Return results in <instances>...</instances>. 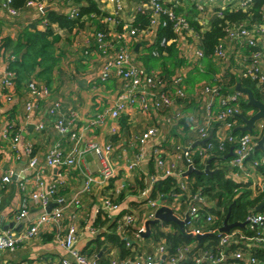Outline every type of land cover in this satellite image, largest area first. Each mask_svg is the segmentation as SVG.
Masks as SVG:
<instances>
[{"label": "built area", "instance_id": "1", "mask_svg": "<svg viewBox=\"0 0 264 264\" xmlns=\"http://www.w3.org/2000/svg\"><path fill=\"white\" fill-rule=\"evenodd\" d=\"M99 3L110 5L113 8L114 19L119 18L125 9V2L127 1L134 7V11L145 13L151 12V21L149 28L145 31H137L131 28L127 23L124 24L123 33L115 34V43H112L102 31H97L94 34L93 47L103 57V64L97 76L101 81H107L111 77H116L120 80L122 88L117 93L113 103L108 107L94 110L92 116L88 120L89 127H96L106 122L113 123L109 127L110 135L118 132V120L121 115L127 114L135 107L144 113L151 111H162L173 107L175 102L184 98V82L185 76L182 73L175 74L172 77H165L163 74L154 70L145 69L141 66H135L130 63V52L122 46V42L130 37H135L139 34L151 32L152 36L155 34L159 22V14L166 15L172 23V31L176 36L175 40L165 41L161 40L160 45H169L172 42H179L180 37L193 36L198 41L197 34L194 33L186 19V12L190 7H194L197 16L196 21L201 25H207L211 13L215 12L218 8L216 15L222 17V11L226 7L232 10L246 11L251 6V0H96ZM185 2L188 3L186 8ZM44 0L30 1L27 7H36L41 9ZM171 6V7H170ZM182 7V13H176L174 8ZM1 9L6 13L9 18H17L20 12L11 6V0H4L1 3ZM68 14L71 18L77 15L76 9H70ZM264 20V13L262 16ZM113 21V24H115ZM45 25V21L41 26ZM165 25L162 22V26ZM225 37L220 39L214 48L213 57L218 61H223L226 58V45H239L245 49L243 59V69L241 71V78L250 79L261 87L264 93V22L252 23L250 27L244 25L230 26L225 29ZM198 46V43H197ZM255 50L249 52V49ZM193 58L199 60L202 57L201 51L196 47L193 49ZM152 56L159 57L156 51L152 52ZM14 60V56L9 51L4 49L0 40V99L3 98L7 102L11 100L12 95L10 89L13 88L16 76L14 72L7 69V64ZM29 93V100L25 103V111L28 115L35 111L37 108V101L41 98H47L50 95V90L34 80H29L26 84ZM220 91L215 85H204L201 88V94L206 98L204 113L201 124L197 127L196 132L199 140L206 139L212 133L211 139L214 137L216 145L208 143L204 148L198 147L193 151V148H180L177 158L183 161L188 169L190 164L195 169L194 157L198 156L201 165L209 152L216 146L220 151L224 150L225 144L232 147V155L229 157L227 166L230 169L229 177L237 183L247 185L250 191V197L255 199L260 197L264 192V174L260 170L264 168V144L259 151H255L257 142L262 137L264 132V123L256 122L251 132H244L236 135V129L240 124V115L250 114L248 111H243L240 104L247 103L246 96L235 91L226 96H220ZM264 96V94H263ZM213 98H218V106L214 108L212 102ZM48 115L53 120L52 129L60 137H69L71 140L77 142L78 136L75 132H71V124L73 120L67 119L62 112V104L60 101L52 102L48 109ZM180 112H173L170 116L165 118L166 125H171L180 120ZM44 129L43 122L36 125V130L41 131ZM3 137H8L9 133L6 128L3 130ZM158 135V130L155 127L147 128L134 136L136 143L141 147L145 146L151 140L155 139ZM13 145L19 141V134L16 133L13 138ZM88 149L96 155L102 163L100 171L96 175L86 177L83 189L79 195H85L90 191L92 183L95 178L101 181H109L113 176V169L110 163V154L112 146L110 144L99 145L95 142L88 144ZM229 152V150H228ZM32 146L26 145L24 147V154L28 158L27 166L29 170H36L39 161L32 155ZM143 151L140 150L134 159L127 164V170L132 171L137 168L143 158ZM260 155V158H258ZM151 158V157H150ZM150 158H147L148 161ZM155 172L149 176L148 185L136 195V199L140 202L143 201V206L148 209L147 213L141 216L134 215L132 212L124 211L121 219L118 220L117 232L124 234L123 227H130L134 230L132 241L137 243L140 247L144 248L143 234L146 233V224L155 220V213L160 207H167L172 210L173 215L183 222L184 229H187L193 236L204 237L212 234V230H202L195 227L198 223V214L200 208L196 204H204L205 198L199 195V192L194 195L188 194L187 209H181V201H179V194H171V202L167 203L164 199L151 200L148 199V193L158 178L166 176H174L178 179V188L181 191H188V187L184 182H181L183 174L187 171L178 168L175 162L166 161L163 155L157 151L152 155ZM46 167H74L75 161L71 155H63L58 145L52 146L44 157ZM13 176L9 172L0 178L3 185L9 184ZM35 191H31L29 195L22 199L21 207L16 218L23 220L29 212V203L36 207H40L41 213L38 215L34 224L22 234H13L8 231H0V252H13L19 246L27 241L37 237L39 229L43 226H61L63 210L60 208L46 211L45 207L50 203L51 199L55 197L58 185L61 182L52 183L43 187V183L39 173H35ZM25 185L20 184V190L24 191ZM115 196L119 191H113ZM111 192L101 196L99 202L94 206V218L90 223L83 228L76 224L66 225L62 230V234L56 236L58 245L73 258V261L62 260L60 264H100L99 255L87 254L86 251L80 252L76 249V243L80 232L87 231L90 237L96 238L99 235V230L93 226V222L97 216L103 215V218L111 219L118 217L121 210L118 203H115L110 198ZM59 202V200H58ZM71 206L78 207L80 202L78 196L74 197L69 203ZM117 214V215H116ZM158 222H163L159 221ZM202 222V221H201ZM203 222L213 223L214 218L211 215H206ZM241 228H232L227 232H221L219 245L217 246L216 254L213 255L212 250H204L199 256L193 259L194 264H220L228 259L239 262L240 264H264V261L255 257L254 249H259L264 253V214L260 212L250 211L245 217ZM221 224V228H222ZM220 228V229H221ZM166 228L165 230H168ZM109 233V232H108ZM125 235V234H124ZM126 237V236H125ZM240 244L245 246L246 249L233 250L227 253V247L232 244ZM129 247V244H128ZM154 250L148 251L147 249L141 250L137 247L130 245V256L121 259L118 256L112 255L107 252L105 257V264H179L185 259V253L191 249L192 245L183 246L176 250L174 255L169 254L168 247L165 240L155 242ZM236 264V263H234Z\"/></svg>", "mask_w": 264, "mask_h": 264}, {"label": "crops", "instance_id": "2", "mask_svg": "<svg viewBox=\"0 0 264 264\" xmlns=\"http://www.w3.org/2000/svg\"><path fill=\"white\" fill-rule=\"evenodd\" d=\"M3 1L0 0V40L3 45L6 39L10 40L11 47L24 31L44 30L38 19L40 14L54 7L66 8L65 11L73 8L71 1L55 4V2L48 3L47 0H44L41 9L27 7L23 12H20L19 17L9 18L1 9ZM124 4V12L118 18L124 22L123 25L130 23L134 16V7L127 1ZM99 5L112 19L107 17L96 19L92 16H84L80 20L81 27L72 30L70 33L52 25L55 34L60 37L55 45V53L58 55L59 61L53 69L50 82L47 84L50 95L37 101L35 111L28 115L25 111V103L30 98L26 88L27 82L35 79L40 84L42 83L35 76L36 73L26 78L16 79L13 88L10 89L12 95L10 101L0 99V178L9 172L13 173L9 184L3 185L0 182V231L22 234L34 224L41 213L40 207L29 203L28 215L23 220L16 218L22 199L31 191H35L37 186L35 183L36 172L39 173L43 187L58 181L61 182L55 197L51 199L45 210L51 211L56 208L63 210L59 228L43 226L39 229L37 237L23 243L15 251L0 252V264H60L65 259L73 261L70 254L58 245L56 236L62 234L66 225L73 223L80 229L88 225L94 218V206L104 194L116 190L120 192L127 185L135 188L136 192L140 190V185L149 187L148 179L151 175V168L149 160L146 161V159L152 157L154 152L157 151L163 155L166 161L175 162L181 170H187L183 161L177 158L179 152L177 153L175 149L176 147H191L195 153L197 146L201 145V140H199L196 132L197 127L201 124L206 103V98L201 94V88L205 84L213 82L218 85L220 91L223 90V92L230 94L235 92L238 86L245 87L241 84L244 79L241 78V71L246 52L241 46L227 44L226 58L223 61L213 58V61L199 63L192 56L198 41L193 36H185L180 37V41L175 43V48L178 51L176 57L163 53L155 59L149 55L155 49L151 48L153 36L148 31L122 42V46L130 52V63L154 70L165 77H172L178 73L184 74L186 77L184 98L177 100L172 108L159 112L144 113L135 107L123 115L126 120L127 131L114 138L109 133V127L113 124L111 121L96 127H89L88 120L94 110L111 105L122 88L120 80L116 77H111L103 84H96L95 82L103 64V57L93 47L95 31L98 26L115 28L112 21L115 18L113 17V8L104 3ZM185 5L187 8L188 3L185 2ZM115 34H117L115 31L108 34V39L112 43H115ZM11 47H8L9 50ZM37 71L35 70V72ZM231 80L234 81L233 85H230ZM263 98L264 96L261 97V99ZM54 101H60L65 117L73 120L70 125L71 132L80 136L77 142L69 137H60L53 131V120L48 115V109ZM212 102L214 108H217L218 98H213ZM175 111L180 112V120L171 125H166L165 118ZM243 116L250 117L247 112ZM40 122H43L44 129L37 131L36 125ZM9 124L19 134V141L16 145H13L12 136L8 135L4 138L2 135L4 127ZM243 126L244 124L240 119L237 129ZM151 127L158 130V135L144 147H141L136 143L134 136ZM118 128L120 129L119 126ZM237 129L235 134L239 135L241 132ZM90 142L112 146L110 163L114 177L106 182L95 178L90 191L80 196L79 192L84 187L86 177L96 175L102 166L99 158L88 149ZM28 144L32 146L33 156L39 161L36 170H29L27 166L28 158L24 154V147ZM54 145H58L63 155L69 154L74 158V167L51 168L43 164L45 154ZM140 150L143 151V158L146 159L140 161L136 169L128 171L127 164L134 159ZM20 184L25 185L24 191L20 190ZM126 195L125 200L121 203V213L129 211L134 215L141 216L148 212L145 206L137 204L139 202L136 199L138 192L134 195L127 193ZM76 196L79 198V206L69 205L68 203ZM181 209L185 210L187 207H181ZM116 218H111L110 221H114ZM98 230L99 235L103 232L108 233L106 226ZM147 238L149 236L143 239L142 244H144L145 249L152 251L155 248V242ZM94 239V237H90L87 231L83 230L82 232L81 230L76 249L80 252L92 249L93 245L88 247L87 245ZM105 250L102 249V251ZM108 251L112 255L118 256L117 249H108ZM101 253H104L106 257L107 251Z\"/></svg>", "mask_w": 264, "mask_h": 264}, {"label": "trees", "instance_id": "3", "mask_svg": "<svg viewBox=\"0 0 264 264\" xmlns=\"http://www.w3.org/2000/svg\"><path fill=\"white\" fill-rule=\"evenodd\" d=\"M30 1L38 0H11V6L23 12L27 8V3ZM48 3L61 4L68 1L72 2L73 8L76 9L77 15L74 18H71L68 14L70 9L64 11L58 7H54L49 11L40 14L39 22L42 24L45 21L43 26L44 30L39 31L33 29V31H24L17 39L15 44L11 47V41L6 39L5 44L3 45L4 49L11 47L9 52L14 56V60L7 64V69L14 72L16 79L17 78H26L31 74L36 73L38 79L42 81L41 85L48 88V83L51 80V75L54 67L59 61L58 55L55 53V45L59 41L60 37L55 34L52 25H55L59 29L70 33L72 30L81 27V18L84 16L93 18H111L106 12L103 11L100 7V3L96 0H47ZM60 6V5H59ZM171 7V6H170ZM71 8V9H73ZM176 13H182L183 8L178 6L174 8ZM218 8L215 9V12L211 13L207 25H201L196 21L197 12L195 8L190 7L186 12V19L189 22L190 27L193 29L194 33L198 36V49L202 53V57L197 60L199 63L213 61V52L215 46L218 44L220 39L225 37V29L230 26H240L244 25L250 27L252 23H261L264 22L262 16L264 13V0H251V6L246 10H232L230 7H226L222 11V17L216 15ZM133 19L128 23L131 28L136 29L137 31H145L149 28L151 21V12L146 11L145 13H140L134 11ZM114 29H110L108 26H98L97 31H102L106 35L110 32L115 31L117 34L123 33V23L121 20L114 19ZM159 22L155 34L153 35L152 40V49H155L159 54V57L166 53L170 56L176 57L178 51L175 48V42L167 45H160L162 39L165 41L175 40L176 36L172 31V23L169 18L163 13L159 14ZM162 22L165 24L162 26ZM254 48L249 49V52L254 51ZM153 52V51H152ZM152 52L149 55L152 58H159L152 56ZM179 63V61H178ZM197 68V67H196ZM35 70H38L35 72ZM175 75V74H174ZM173 75V76H174ZM15 79V80H16ZM186 80V77H185ZM108 81V80H107ZM214 81V79H213ZM96 84H103L106 81H101L96 78ZM234 81H230V85H233ZM241 84L249 88L253 95L257 99H261L263 92L261 87L254 81L250 79H243ZM205 85H217L215 83L205 84ZM218 87V85H217ZM219 91L220 88L218 87ZM220 96H226L228 93L220 91ZM240 108L243 111L252 110L251 107L247 106L246 102L240 104ZM240 121V120H239ZM118 126L120 127L119 131L112 135V138L117 137L119 134H124L127 131L126 120L123 118V115L120 116L118 120ZM8 130L10 136L16 134L15 128L12 125H6L4 127ZM208 143L216 145L214 137L204 144H201L198 147L204 148ZM196 147V146H195ZM181 148V147H180ZM230 146L225 144L224 150L220 151L214 146L213 150L207 154L205 161L200 164V159L198 156L194 157L195 169L203 171L207 165L209 173L195 174L191 173L189 176L182 177L181 182H184L188 187V191H181L178 188V179L174 176H166L164 178H158L154 181L149 193L148 199L161 200L164 199L167 203L171 202V194H179L181 201V206L184 208L188 203V194L194 195L199 192L201 197L205 198L204 204H196L199 208V218L198 223L195 227H198L202 230L210 229L212 234L201 237L193 236L188 232L187 229H184L183 232L180 230L179 226L175 223H165V222H154L149 224V238L153 242L160 240H165V243L168 247V252L171 255H174L176 250L183 246L192 245L191 249L185 253V259L181 260L179 264H194L193 259L204 250H212L213 255L216 254L217 246L219 245V238L221 235L220 228L221 224L224 225L226 215L229 213L227 220V225L243 222L245 217L249 214L250 211H255L256 207L263 202L261 198L264 197V194L260 197L252 199L250 197V191L247 189V185L242 183H237L229 177L230 169L227 166L228 159L224 157L229 153ZM175 151L178 153L179 150ZM194 151V149H193ZM33 152V150H32ZM33 155V153H32ZM209 163L207 164V162ZM151 174L155 172L153 158L149 159ZM218 164V165H216ZM264 174V168L260 169ZM144 185H140V190L138 193L144 189ZM116 196L112 191L110 198L115 203H118L121 206V203L126 198V193L130 195L136 194L135 188L127 185L122 188ZM111 192V191H110ZM137 204L142 205L143 201L138 202ZM258 212V211H257ZM261 214H264V207L259 211ZM122 212L114 221L110 219L103 218V215H99L95 218L93 226L100 229L101 227L106 226V230L109 233H101L94 240L90 241L87 245H93V248L86 250L87 254L99 255L100 264H105L106 259L104 253L108 252V249H117L118 257L121 259L127 258L130 256V245L132 242L133 247L137 249L145 250L140 247L137 243H133L132 238L134 230L130 227H123L124 234L117 232L118 220L121 219ZM206 215H211L214 218V222L211 224L203 222V219ZM102 219V220H101ZM202 221V222H201ZM169 228L168 230H165ZM241 228V227H236ZM126 236V237H125ZM129 244V247H128ZM102 249H106L102 251ZM246 249L245 246L240 244L232 243L227 247V253L238 250ZM255 257L261 261H264V253L259 249H254ZM240 264L239 262L232 261L228 259L220 264ZM207 264V263H204Z\"/></svg>", "mask_w": 264, "mask_h": 264}, {"label": "water", "instance_id": "4", "mask_svg": "<svg viewBox=\"0 0 264 264\" xmlns=\"http://www.w3.org/2000/svg\"><path fill=\"white\" fill-rule=\"evenodd\" d=\"M236 91L246 96V99H247L246 104H247V106L251 107V109L253 111V114L249 118H246L242 115L239 116V118L242 120L244 126L240 127L237 130H239L241 133L251 132V130H252V128L256 122L261 121L264 123V98L263 99H257L253 95L252 91L248 88H245V87L238 86L236 88ZM211 137H212V133H210V135L206 139L202 140L201 144H204L206 141L210 140ZM263 144H264V132L262 134V137L260 138V140L256 144L255 151L256 152L259 151L262 148ZM231 155H232V147L230 148L229 153L224 157V159H228ZM208 163H209V161L207 162V164ZM191 173L202 174V173H209V171H208L207 165L203 171H199V170L192 168V166L189 164L188 169L183 174V176H189ZM263 207H264V202L256 207V211H258V212L261 211V209ZM228 217H229V213L226 215L224 225L220 229L221 232H227L234 227H242L243 226V224H238V223H233V224L227 225ZM158 220L163 221L165 223H171V222L175 223L179 226V228L182 232L184 230L183 222L179 221L173 215L172 210L163 206V207H160L157 210V212L155 213V220L150 221L146 224V233L143 234L144 238L149 236L148 225L150 223L158 222ZM198 238L200 239L201 236H198Z\"/></svg>", "mask_w": 264, "mask_h": 264}, {"label": "rangeland", "instance_id": "5", "mask_svg": "<svg viewBox=\"0 0 264 264\" xmlns=\"http://www.w3.org/2000/svg\"><path fill=\"white\" fill-rule=\"evenodd\" d=\"M70 7V6H69ZM67 8H68V5H67ZM62 9L65 11L66 10V8H63L62 7ZM34 81H36L35 79H33ZM39 83V82H38ZM258 158H260V155H258Z\"/></svg>", "mask_w": 264, "mask_h": 264}, {"label": "flooded vegetation", "instance_id": "6", "mask_svg": "<svg viewBox=\"0 0 264 264\" xmlns=\"http://www.w3.org/2000/svg\"><path fill=\"white\" fill-rule=\"evenodd\" d=\"M263 194H264V192L261 194V196H262ZM261 199H262V200H263V202H264V197H263V198H261ZM263 202H262V203H263ZM259 205H260V204H259Z\"/></svg>", "mask_w": 264, "mask_h": 264}]
</instances>
